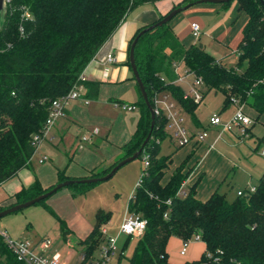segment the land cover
Instances as JSON below:
<instances>
[{"label": "trees", "instance_id": "obj_1", "mask_svg": "<svg viewBox=\"0 0 264 264\" xmlns=\"http://www.w3.org/2000/svg\"><path fill=\"white\" fill-rule=\"evenodd\" d=\"M156 1L159 0H5L6 15L0 27V187L28 166L36 151L33 136L42 132L54 100L75 85L83 86L89 98L98 97L100 83L81 80L80 75L131 10ZM197 1L183 0L179 7L192 6ZM229 2L222 3V8ZM237 3L238 10L246 14V22L233 67L217 60L200 41L185 47L170 22L139 38L135 62L153 107L156 97L169 94L198 124L196 109L201 101L196 103L186 97L174 83V64L182 63L188 72L202 79L206 92L214 90L224 96V109L235 99L257 113L255 122L264 114V7L259 0ZM151 25L139 29L135 37ZM139 96L135 105L140 117L130 140L121 147L122 156L107 169L93 171L91 177L108 174L120 160L138 151L149 135L151 114L140 90ZM167 124L163 113L156 115L151 139L143 152L148 155L149 166L143 169L144 175L129 198V210L147 222L129 264H179L170 261V238L187 240L196 233L206 250L200 259L182 264H264V174L254 192L237 195L232 201L218 190L201 201L196 198L195 186L185 196H179L188 176L184 172L186 161L162 184L171 163V157L160 154ZM65 180L69 179L60 170L58 182ZM93 185L69 187L73 195H78ZM52 187L45 188L36 179L13 197L11 205L31 200ZM9 206L0 203V211ZM108 217L99 210L91 232L81 240L87 260L94 258L104 240L101 227ZM58 220L66 237L70 230L63 219ZM0 264H25L1 235Z\"/></svg>", "mask_w": 264, "mask_h": 264}, {"label": "crops", "instance_id": "obj_2", "mask_svg": "<svg viewBox=\"0 0 264 264\" xmlns=\"http://www.w3.org/2000/svg\"><path fill=\"white\" fill-rule=\"evenodd\" d=\"M182 1L159 0L149 2L138 6L127 14L112 37L101 47L83 72L87 81L100 83L98 97L91 99L84 91V95L89 99L88 103L81 99L69 102L65 116L56 121L50 137L38 145L28 166L21 170L15 178L1 186L5 193L3 195L7 197L0 201L1 205L13 204V197L36 179L40 181L43 187L48 188L59 183L60 170L65 171L68 179L90 178L93 171L107 169L120 159L123 154L121 147L130 140L140 117V112L134 115L130 111L114 106L115 101L136 104L140 98L139 88L129 64V51L133 38L139 29L159 21L175 7H179ZM201 4L204 3L188 6L187 9ZM203 8V11L212 10L207 6H203ZM220 10L221 8L218 6L215 12L219 15ZM195 13L202 14L204 12ZM192 23L198 22L192 20L190 23V36L198 42L192 34ZM170 25L179 37V14L170 21ZM179 39L185 47L194 44H186L183 39L180 37ZM236 50L237 48L230 50V53L225 57L216 59L227 67H233L238 61ZM109 54L115 58L113 63L107 61ZM234 109H236L235 105ZM244 109L253 119L257 117V113L250 107L244 106ZM223 122L225 123V120ZM205 129L208 131V135L203 142L198 145L192 142L181 146L179 152L174 156L175 159L171 157V163L165 172L162 184H166L174 170L186 161L184 172H188V176L185 180L184 190L187 191L195 186L196 198L201 201L207 200L217 190L226 194L228 198V191L232 187L237 188V195L239 191L256 187L258 180L264 174V163L258 159H253V155L248 153V149L246 151L248 160L241 162L239 155L231 152L237 146L235 138L231 134L220 135L219 128L211 127L209 120L202 130ZM93 133L96 134L91 137L90 141H82L83 136ZM196 133L198 132H192V134ZM260 141L263 140L257 138L254 151L262 147ZM263 149L261 148L260 151L262 152ZM44 157L47 159L41 163L40 160ZM70 196L76 195L66 191L57 198L58 200L59 198L69 199ZM73 215L78 217L79 212L75 210ZM68 221L72 222L70 219ZM88 229L89 227L81 230L79 235L82 239L91 232H88ZM101 230L102 232L105 231L104 229ZM172 239H176L181 245L182 240L180 238L171 237L170 240ZM169 242L167 245L168 253ZM201 243L203 244V254L206 246L203 241ZM53 254H58L65 264V256L62 252L57 251ZM201 256H192V260L188 261L198 260Z\"/></svg>", "mask_w": 264, "mask_h": 264}, {"label": "rangeland", "instance_id": "obj_3", "mask_svg": "<svg viewBox=\"0 0 264 264\" xmlns=\"http://www.w3.org/2000/svg\"><path fill=\"white\" fill-rule=\"evenodd\" d=\"M203 6L210 7L212 10L203 11ZM218 6L221 8L219 15L215 12ZM200 11L204 13H195ZM5 15L6 12L3 10L0 13V27L4 22ZM192 20H197L200 26V42L204 45L207 52L219 59L229 54L230 50H235L238 47L241 40L242 28L246 22V14L238 10L237 0H231L225 8L216 3H204L199 6L190 7L179 14V37L186 44L196 42L190 36V23ZM199 40L197 38V41ZM192 78L190 77L179 83V86L188 95L191 94L190 91L193 87ZM198 91L202 97L196 109V116L199 120L198 125L190 115L184 113L182 110L180 111L179 107L180 116L184 118L183 125L189 136L194 131L202 132V129L212 115L219 114L222 119L224 118L223 121L225 120L226 123L231 119L235 110L233 104L222 110L224 96L220 92H215L214 90L206 92L204 87L198 88ZM130 112L137 115L139 110L136 109ZM165 128L167 136L160 144V154L175 159L174 156L179 152L181 146L178 139L174 136L173 128L169 124ZM226 134H231L235 138L237 146L231 152L239 155L241 162L248 160L246 158V151L248 149V153L253 155V159H258L261 163H264V155L260 151L261 148H264V114L250 126L247 137H241L240 130L235 127L232 131L225 132L222 135ZM257 138L263 140L261 141L262 147L254 151L253 148L255 147ZM141 156V158L133 160L118 169L108 180L91 186L84 194L70 196L69 199L59 198L58 200L57 197H60L64 192H73L71 187H65L43 202L3 216L0 218V226L14 240L29 239L37 241L48 237L53 241L51 248L48 250L49 256H53V253L59 251L65 256V264H80L85 249L81 243L82 237L79 234H81V230L84 228L89 227L88 232L91 231L96 222L97 212L104 210L109 214V217L102 224L101 228L105 230L107 237L117 238V250L112 259V264H129V259L140 238L121 234L120 227L125 212L128 210L129 198L138 184L144 169L146 154L143 153ZM236 193V187L230 188L228 200L232 201V198H237ZM3 194H5L3 187H0V201L7 198ZM47 206L52 208L54 213ZM75 210L79 212L78 217L73 215ZM58 217L66 221L70 230L66 237L61 231ZM68 218L72 222L68 221ZM102 245L103 243L100 244L94 256L99 255V248ZM180 248L179 241L176 239L170 240L169 257L172 262L180 263L192 260V256H201L203 252L201 241L194 239L189 244L186 256L180 255Z\"/></svg>", "mask_w": 264, "mask_h": 264}, {"label": "built area", "instance_id": "obj_4", "mask_svg": "<svg viewBox=\"0 0 264 264\" xmlns=\"http://www.w3.org/2000/svg\"><path fill=\"white\" fill-rule=\"evenodd\" d=\"M8 1V0H7ZM192 34L194 37L198 38L200 35V26L198 23H192ZM109 63H113L115 58L112 54H109L107 57ZM175 73L177 74V79L174 83L179 84L180 82L186 80L189 77H193V87L191 88L190 95L185 94L186 97L192 98L196 103L202 100V97L198 91V88L203 87V81L200 77H195L190 72L186 70L184 64L178 63L174 64ZM81 80H85L84 74L80 75ZM86 91L83 86L75 85L73 88L64 96L54 100L50 106V113L45 121L42 132L33 136V144L38 147L46 138L50 137L52 128L56 121L65 116L66 107L70 101L81 99L84 102L88 103L89 99L84 95ZM232 104L236 106V109L231 117L226 123H224L221 117L218 114H214L209 118V125L211 127H218L220 130V135L225 132L232 131L233 128L240 130L241 137H247L250 126L254 123V120L249 116L244 109V104H240L237 100H233ZM114 106L121 108L126 111H133L138 109L135 104H129L125 102H114ZM154 111L156 115L163 113L167 120L168 124L174 130V136L178 139L180 146L195 142L196 145L203 142L207 135L208 131L205 129L202 132L196 134H188L186 128L183 125V119L180 117L179 108L177 102L169 94H162L156 97ZM96 134H87L82 137V141H90L91 137ZM264 155V149L261 152ZM47 158L44 157L40 160L43 163ZM149 166L148 155L144 158V168L146 169ZM144 175V171L142 172ZM141 175V176H142ZM140 182V181H139ZM138 182V184H139ZM185 182L182 183L178 195L185 196L187 191L184 190ZM255 187H251L246 191H239L238 196L244 195L247 192H254ZM168 204L170 202L168 201ZM147 222L145 219L141 218L139 215L132 213L129 208L125 212L121 227L120 233L126 234L129 237L140 238L146 229ZM104 240L103 245L99 248V255L94 256V258L87 260L86 255L84 254L81 258L80 264H112V259L116 254L117 238L107 237L105 231H103ZM0 235L3 237L7 245L16 255V258L24 262L25 264H63L61 257L58 254L53 256L48 255V250L51 248L52 240L48 237L43 239L32 241L29 239H12L9 234L0 226ZM201 241V237L198 233L194 234L190 239L182 240L180 255L186 256L189 244L192 240ZM120 261V258H119Z\"/></svg>", "mask_w": 264, "mask_h": 264}, {"label": "water", "instance_id": "obj_5", "mask_svg": "<svg viewBox=\"0 0 264 264\" xmlns=\"http://www.w3.org/2000/svg\"><path fill=\"white\" fill-rule=\"evenodd\" d=\"M231 0H198L197 3H216V4H222V3H226L229 2ZM259 2L261 3V5L264 7V0H259ZM4 5H5V0H0V13L3 12L4 10ZM189 5L187 6H181V7H177L175 9H173L172 11H170L168 14H166L162 19H160L159 21H157L155 24L147 27L146 29H143L133 40L131 46H130V51H129V63H130V67L132 69L133 72V76L136 80V83L138 85V88L140 90L141 96L146 104V106L148 107L150 114H151V127H150V133L147 136V138L144 140L142 146L140 147V149L138 151H136L133 155L128 156L122 160H120L114 167L113 169L106 175L101 176V177H90V178H84V179H69V180H65L62 182H59L57 184L54 185V187H52L50 190H48L47 192L31 199L28 200L26 202L23 203H19V204H14L11 205L7 208H5L4 210L0 211V218H2L3 216H6L8 214H11L13 212H17L20 211L22 209H25L29 206H32L34 204H37L39 202H41L42 200H45L47 198H49L50 196H52L53 194L57 193L59 190L65 188V187H69L72 186L74 184H96L99 182H103L108 180L109 178H111L113 176V174L120 169L121 167H123L124 165H126L127 163L136 160L139 158V156L144 152L145 146L148 144V142L151 139L152 136V131L153 128L155 126V119H156V114L154 111V107L152 106L146 88L140 78V75L138 73L137 70V66H136V62H135V48L136 45L138 43L139 38L145 34L147 31L154 29L156 27L162 26L164 24L169 23L175 16H177L178 14H180L181 12H183L185 9L188 8Z\"/></svg>", "mask_w": 264, "mask_h": 264}]
</instances>
